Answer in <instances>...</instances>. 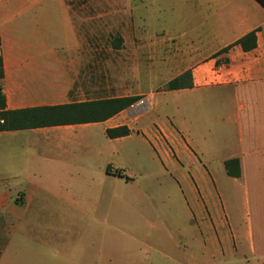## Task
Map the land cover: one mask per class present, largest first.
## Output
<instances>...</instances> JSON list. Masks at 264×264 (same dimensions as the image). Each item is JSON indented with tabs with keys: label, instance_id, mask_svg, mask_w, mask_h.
Returning <instances> with one entry per match:
<instances>
[{
	"label": "crops",
	"instance_id": "0c3cea01",
	"mask_svg": "<svg viewBox=\"0 0 264 264\" xmlns=\"http://www.w3.org/2000/svg\"><path fill=\"white\" fill-rule=\"evenodd\" d=\"M124 1L121 23H101L99 10L77 11L73 0H0L7 110L149 97L145 109L102 121L0 130V226L10 227L13 246L24 236L28 264H264V6L139 0L152 85L130 92L132 59L108 61L104 85L99 58L100 29H121L119 48L132 30L136 9ZM253 30L255 48L235 43ZM188 70L192 87L164 89ZM119 126L131 132L108 134ZM232 158L239 177L226 170ZM208 177L222 215L217 224L208 213L197 238L166 232L180 223L168 216L150 233L117 220L133 202L166 209L190 191L205 213ZM117 239L128 253L115 251Z\"/></svg>",
	"mask_w": 264,
	"mask_h": 264
},
{
	"label": "rangeland",
	"instance_id": "374dc122",
	"mask_svg": "<svg viewBox=\"0 0 264 264\" xmlns=\"http://www.w3.org/2000/svg\"><path fill=\"white\" fill-rule=\"evenodd\" d=\"M73 7L77 11H91V10H99V17L101 23L104 22H117L121 23L123 21V13L128 8V3L124 0H73ZM139 0H133L132 9L135 10V16L132 18V30L129 34H127V38L123 39L125 43L122 44L120 42V48L115 47V44L119 39H121V29L115 32L107 33L105 29H103V25L101 24V28L106 32L103 33L102 29H100V33L102 34L100 37L101 45L99 51L100 58V66H101V83L107 85L106 76H104L107 70V63L111 59H120L123 57H130L132 59V76L127 81V86L130 92H139L145 88H150L152 85V81L150 76H148V70L150 69L148 63L144 60L146 55L144 51L140 50V39L138 29L140 27L139 20ZM2 54V47H1ZM101 90L100 96H108L111 93ZM143 99H147L146 96L141 97L134 104L140 102ZM149 100V97L148 99ZM208 181V187H206L204 198L206 201L207 208L200 207V203L198 204L199 195L196 192H191L185 195V200L182 196L178 197L175 202H173L172 206H168L166 209H161L160 204H155L152 207L150 205H139L135 202L131 204V206H126L123 209V212L120 211L117 215V220L122 219L126 226L137 223L142 226L146 225L148 232L150 233L152 229H155L154 232H158L156 230L158 217L162 215L164 217L168 216L174 221L176 219L180 220L178 225H173L172 222H169L170 225L165 227L166 232H178L180 235L185 233L190 235V238L196 237L200 235V231L203 229V224L207 223L209 218L208 213L211 214L214 222L217 224L220 223L221 220V201L219 188L214 181V178L208 177L206 179ZM215 183V184H214ZM163 185H166V179H164ZM206 210L208 212H206ZM165 214V215H164ZM206 217L208 219H206ZM161 229V228H160ZM10 227L0 226V264H28L27 263V250H28V242L23 241L24 236L21 234L19 238H16L15 245L10 240V233H8ZM11 231V230H10ZM212 231V229H211ZM213 232V231H212ZM120 232L116 231L118 235ZM11 243V244H10ZM9 247V248H8ZM8 248L7 252L6 249ZM114 249L116 252H126L130 251L129 246L120 239H117L114 243ZM6 252L4 258L1 257Z\"/></svg>",
	"mask_w": 264,
	"mask_h": 264
},
{
	"label": "trees",
	"instance_id": "16d2710c",
	"mask_svg": "<svg viewBox=\"0 0 264 264\" xmlns=\"http://www.w3.org/2000/svg\"><path fill=\"white\" fill-rule=\"evenodd\" d=\"M264 6V0H258ZM253 30L235 43L241 44L245 50L257 46V34ZM115 45L118 46V43ZM226 47L224 50H228ZM3 77V59L0 56V79ZM193 86L190 70L172 79L164 85V89H180ZM141 96H125L105 98L86 102L48 105L40 107L6 109V99L0 86V130L37 128L52 125L83 123L106 120L138 101ZM131 132L128 126H119L108 130L112 137L127 135ZM225 167L229 175L241 176V164L238 158L226 160ZM219 264V263H214Z\"/></svg>",
	"mask_w": 264,
	"mask_h": 264
},
{
	"label": "built area",
	"instance_id": "2783aa9c",
	"mask_svg": "<svg viewBox=\"0 0 264 264\" xmlns=\"http://www.w3.org/2000/svg\"><path fill=\"white\" fill-rule=\"evenodd\" d=\"M0 56H1V45H0ZM148 105V100L147 99H143L140 102L136 103V104H132L131 107L133 108H146ZM3 121L0 117V122Z\"/></svg>",
	"mask_w": 264,
	"mask_h": 264
}]
</instances>
